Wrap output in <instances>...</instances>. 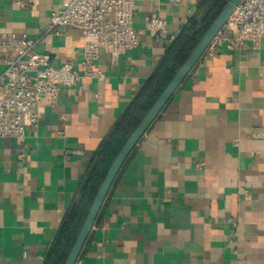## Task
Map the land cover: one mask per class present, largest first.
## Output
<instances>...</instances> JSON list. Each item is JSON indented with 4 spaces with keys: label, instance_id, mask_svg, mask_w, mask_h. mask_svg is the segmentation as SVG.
<instances>
[{
    "label": "crops",
    "instance_id": "crops-1",
    "mask_svg": "<svg viewBox=\"0 0 264 264\" xmlns=\"http://www.w3.org/2000/svg\"><path fill=\"white\" fill-rule=\"evenodd\" d=\"M201 1L136 2L139 47L102 46L99 74L44 102L23 138L0 139V264H43L101 143ZM59 5L0 0V36L40 37ZM154 15L166 38L151 36ZM83 46L60 26L37 50L81 69ZM101 263L264 264V37L209 46L143 134L75 264Z\"/></svg>",
    "mask_w": 264,
    "mask_h": 264
},
{
    "label": "built area",
    "instance_id": "built-area-1",
    "mask_svg": "<svg viewBox=\"0 0 264 264\" xmlns=\"http://www.w3.org/2000/svg\"><path fill=\"white\" fill-rule=\"evenodd\" d=\"M11 1L16 8L23 9L39 0ZM57 1L59 8L52 11L40 37L15 33L0 36V139L23 138L27 125L39 121L44 102L55 104L62 87H71L83 77L99 74L93 68L102 46L135 49L140 45L134 6L141 0ZM167 1L175 5L182 2ZM60 26L78 28L84 36L81 69L71 62L55 66L49 52L37 50L45 34ZM149 31L156 39L166 38L167 20L161 15L152 16ZM263 37L264 0H241L209 46L227 42L231 48L240 49L250 41L257 49Z\"/></svg>",
    "mask_w": 264,
    "mask_h": 264
},
{
    "label": "trees",
    "instance_id": "trees-1",
    "mask_svg": "<svg viewBox=\"0 0 264 264\" xmlns=\"http://www.w3.org/2000/svg\"><path fill=\"white\" fill-rule=\"evenodd\" d=\"M228 0H202L197 12L172 39L153 72L117 119L94 155L80 195L66 211L43 264H64L94 197L131 132L171 81Z\"/></svg>",
    "mask_w": 264,
    "mask_h": 264
},
{
    "label": "water",
    "instance_id": "water-1",
    "mask_svg": "<svg viewBox=\"0 0 264 264\" xmlns=\"http://www.w3.org/2000/svg\"><path fill=\"white\" fill-rule=\"evenodd\" d=\"M241 0H228L219 14L215 17L212 23L207 28L206 32L190 52L181 67L172 77L171 81L153 103L148 112L143 116L140 122L137 124L135 129L131 132L126 142L115 156L111 163L107 173L94 197V200L87 212V215L77 233L75 241L67 255L64 264H75L79 254L91 233L99 212L105 202L107 194L126 159L131 154L134 147L137 145L143 134L151 126L153 121L157 118L163 108L166 106L168 101L171 99L175 91L182 84L188 74L191 72L193 67L197 64L200 58L203 56L207 48L209 47L213 38L228 22L231 14L234 12L237 5Z\"/></svg>",
    "mask_w": 264,
    "mask_h": 264
}]
</instances>
